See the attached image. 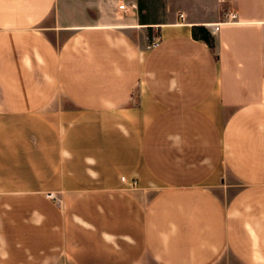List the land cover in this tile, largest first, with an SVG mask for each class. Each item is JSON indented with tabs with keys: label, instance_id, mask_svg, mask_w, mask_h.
Wrapping results in <instances>:
<instances>
[{
	"label": "crops",
	"instance_id": "obj_1",
	"mask_svg": "<svg viewBox=\"0 0 264 264\" xmlns=\"http://www.w3.org/2000/svg\"><path fill=\"white\" fill-rule=\"evenodd\" d=\"M132 2L0 0V264H264V0Z\"/></svg>",
	"mask_w": 264,
	"mask_h": 264
},
{
	"label": "rangeland",
	"instance_id": "obj_2",
	"mask_svg": "<svg viewBox=\"0 0 264 264\" xmlns=\"http://www.w3.org/2000/svg\"><path fill=\"white\" fill-rule=\"evenodd\" d=\"M135 1V0H134ZM149 9L156 22L166 20H177L179 14L197 17L196 2L197 0H140ZM136 4V1H135Z\"/></svg>",
	"mask_w": 264,
	"mask_h": 264
},
{
	"label": "trees",
	"instance_id": "obj_3",
	"mask_svg": "<svg viewBox=\"0 0 264 264\" xmlns=\"http://www.w3.org/2000/svg\"><path fill=\"white\" fill-rule=\"evenodd\" d=\"M135 1H136V16H137L138 24L146 25V26L150 24H154L156 22V19L153 18V15L146 7V5L140 0H135ZM190 29H191L190 32L191 38L201 41L209 48H212L211 35L208 32V30H206L205 28L199 25H192Z\"/></svg>",
	"mask_w": 264,
	"mask_h": 264
},
{
	"label": "built area",
	"instance_id": "obj_4",
	"mask_svg": "<svg viewBox=\"0 0 264 264\" xmlns=\"http://www.w3.org/2000/svg\"><path fill=\"white\" fill-rule=\"evenodd\" d=\"M117 10L119 11H122V12H133V10H136V4L134 2L132 3H129L127 5H124V4H119L118 7H117ZM178 20H182L183 19V15L182 14H179L178 17H177ZM227 19L228 20H234L235 19V15L234 14H228L227 15ZM180 24V23H178ZM210 29V32L213 33V32H216L217 31V25H212V26H209ZM159 38L158 37H154L152 39L149 40L148 42V45L150 47H153L156 45V43L158 42ZM120 182L123 184L125 183L127 185V188L130 190V189H134L136 188V181L134 180H126L125 178H121L120 179Z\"/></svg>",
	"mask_w": 264,
	"mask_h": 264
}]
</instances>
